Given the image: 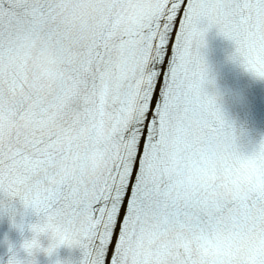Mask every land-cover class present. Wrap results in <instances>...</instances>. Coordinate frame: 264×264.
Segmentation results:
<instances>
[{
  "label": "snow or ice",
  "instance_id": "obj_1",
  "mask_svg": "<svg viewBox=\"0 0 264 264\" xmlns=\"http://www.w3.org/2000/svg\"><path fill=\"white\" fill-rule=\"evenodd\" d=\"M213 31L264 80V0H0L6 264H264V181L236 170L264 138L210 90Z\"/></svg>",
  "mask_w": 264,
  "mask_h": 264
},
{
  "label": "clouds",
  "instance_id": "obj_2",
  "mask_svg": "<svg viewBox=\"0 0 264 264\" xmlns=\"http://www.w3.org/2000/svg\"><path fill=\"white\" fill-rule=\"evenodd\" d=\"M205 54L207 57V51L205 52ZM231 54H232V52H231ZM207 61H208V59H207ZM235 64H237V63H235ZM208 65H209L210 79L212 81V83L209 85L210 90H212L213 92L216 93V95L218 96L219 103L223 107V103H222L223 94L218 87L215 74H214L213 69H212L211 65L209 64V62H208ZM262 81H264V80H262ZM237 130H238V128H237ZM236 170L241 177L250 178L256 182L264 181V155H260L257 151V154L255 155V158L253 160H251V161H244V160L238 161L236 164Z\"/></svg>",
  "mask_w": 264,
  "mask_h": 264
}]
</instances>
